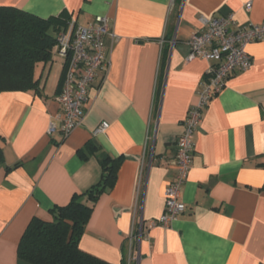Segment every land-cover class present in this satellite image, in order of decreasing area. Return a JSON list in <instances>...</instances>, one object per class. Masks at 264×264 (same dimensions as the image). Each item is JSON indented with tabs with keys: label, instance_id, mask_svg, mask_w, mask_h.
Segmentation results:
<instances>
[{
	"label": "crops",
	"instance_id": "obj_1",
	"mask_svg": "<svg viewBox=\"0 0 264 264\" xmlns=\"http://www.w3.org/2000/svg\"><path fill=\"white\" fill-rule=\"evenodd\" d=\"M0 7L44 20L65 14L81 26L104 16L117 36L105 39L109 67L96 73L83 122L67 137L46 134L61 113V59L51 79L44 73L52 59L35 66L37 91L0 93V264H28L17 256L27 224L95 185L101 154L120 164L113 188L94 203L82 252L107 264L136 257L138 264H264V41L246 47L251 67L232 72L203 111L181 189L184 212L148 229L164 212L176 140L209 65L186 61L188 40L214 17L264 24V0H0ZM103 122L108 128L94 134ZM140 226L138 241L132 233Z\"/></svg>",
	"mask_w": 264,
	"mask_h": 264
},
{
	"label": "built area",
	"instance_id": "obj_2",
	"mask_svg": "<svg viewBox=\"0 0 264 264\" xmlns=\"http://www.w3.org/2000/svg\"><path fill=\"white\" fill-rule=\"evenodd\" d=\"M203 24L204 30L193 33L187 42L189 53L186 61L201 59L209 65L199 84L196 103L188 110L176 140V172L164 191V212L158 220L148 223V229L157 226L166 228L184 212L185 205L180 200L181 189L191 167L193 136L203 111L210 100L225 88L232 72L246 71L251 67L252 60L246 47L264 41V24L238 27L232 15L214 17L203 21ZM105 39L112 43L117 41L109 20L104 16H96L86 26L78 25L74 19H70L66 29L57 33L56 55L64 62L65 69L61 91L55 99L61 113L47 127L48 136L59 133L67 137L81 126L87 89L96 73L105 72L109 67ZM107 128L108 124L103 122L94 130V134L102 133ZM142 236V226L132 233V238L138 241ZM138 260V257L132 259L134 264H138Z\"/></svg>",
	"mask_w": 264,
	"mask_h": 264
},
{
	"label": "trees",
	"instance_id": "obj_3",
	"mask_svg": "<svg viewBox=\"0 0 264 264\" xmlns=\"http://www.w3.org/2000/svg\"><path fill=\"white\" fill-rule=\"evenodd\" d=\"M69 21L65 14L44 20L15 8L0 7V93L38 90L35 66L51 61L56 35ZM98 160L101 177L95 185L73 196L67 205L53 208L49 219L29 221L17 246L19 259L28 264H107L78 247L94 203L113 188L120 164V159L103 154Z\"/></svg>",
	"mask_w": 264,
	"mask_h": 264
},
{
	"label": "rangeland",
	"instance_id": "obj_4",
	"mask_svg": "<svg viewBox=\"0 0 264 264\" xmlns=\"http://www.w3.org/2000/svg\"><path fill=\"white\" fill-rule=\"evenodd\" d=\"M55 53L56 52L53 53L52 61L46 66V70L44 73L45 76L46 72L48 71L49 79H51V77L53 78L58 76L61 69V61L56 57Z\"/></svg>",
	"mask_w": 264,
	"mask_h": 264
}]
</instances>
